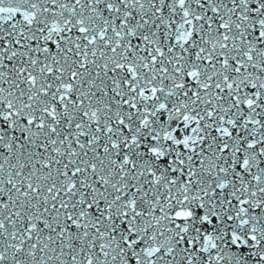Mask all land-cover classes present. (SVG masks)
Returning a JSON list of instances; mask_svg holds the SVG:
<instances>
[{
	"label": "snow or ice",
	"instance_id": "6c2138e0",
	"mask_svg": "<svg viewBox=\"0 0 264 264\" xmlns=\"http://www.w3.org/2000/svg\"><path fill=\"white\" fill-rule=\"evenodd\" d=\"M0 264H264V0H0Z\"/></svg>",
	"mask_w": 264,
	"mask_h": 264
}]
</instances>
